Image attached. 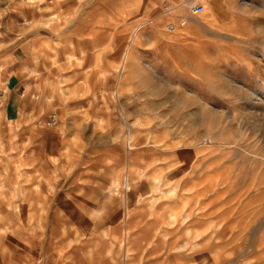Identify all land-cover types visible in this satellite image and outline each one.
I'll use <instances>...</instances> for the list:
<instances>
[{
	"label": "rangeland",
	"instance_id": "374dc122",
	"mask_svg": "<svg viewBox=\"0 0 264 264\" xmlns=\"http://www.w3.org/2000/svg\"><path fill=\"white\" fill-rule=\"evenodd\" d=\"M193 1L11 0L0 264H264V0Z\"/></svg>",
	"mask_w": 264,
	"mask_h": 264
},
{
	"label": "crops",
	"instance_id": "0c3cea01",
	"mask_svg": "<svg viewBox=\"0 0 264 264\" xmlns=\"http://www.w3.org/2000/svg\"><path fill=\"white\" fill-rule=\"evenodd\" d=\"M222 1L225 2V0ZM12 4L11 0H0V127L4 132L9 122L19 119L22 110L21 104L23 105L27 99L26 96L23 99V96L17 92L19 88H16V85L21 81L20 73L18 72L19 68L17 66L14 67L15 64L12 66L5 62L7 52L5 51L4 43L8 37L6 34L7 32H11L13 35L16 34L13 30L10 31V25L7 26L5 23L7 20H10V23L19 22L21 16L19 10L12 8ZM6 87L9 89L6 90Z\"/></svg>",
	"mask_w": 264,
	"mask_h": 264
},
{
	"label": "bare ground",
	"instance_id": "6f19581e",
	"mask_svg": "<svg viewBox=\"0 0 264 264\" xmlns=\"http://www.w3.org/2000/svg\"><path fill=\"white\" fill-rule=\"evenodd\" d=\"M203 11V10H202ZM145 22H142L140 24H138L136 26V29L132 35V37L130 38V40H133L134 36H136V33L143 27ZM172 30V29H171ZM129 45L127 44V46L124 49L123 55H122V67H124V59L127 57L128 52H129ZM255 94V93H254ZM257 95H259V97L255 98V97H251L248 101H250L249 104V108L252 110H257V109H261V101L264 100V89L263 90H259ZM254 101V102H253ZM263 104V101H262ZM264 108V107H263ZM264 115V114H263Z\"/></svg>",
	"mask_w": 264,
	"mask_h": 264
},
{
	"label": "built area",
	"instance_id": "2783aa9c",
	"mask_svg": "<svg viewBox=\"0 0 264 264\" xmlns=\"http://www.w3.org/2000/svg\"><path fill=\"white\" fill-rule=\"evenodd\" d=\"M188 7H189V10L192 14H199L200 12H202V10L204 8L203 4L197 0H194L193 2L189 3ZM167 29L168 30L174 29V25L171 23L168 24ZM56 121H57L56 117L54 115H52L49 117L47 124L54 125V124H56Z\"/></svg>",
	"mask_w": 264,
	"mask_h": 264
}]
</instances>
